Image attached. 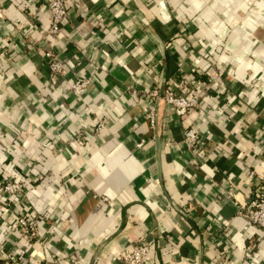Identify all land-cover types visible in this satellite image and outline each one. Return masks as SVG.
Listing matches in <instances>:
<instances>
[{
    "label": "crops",
    "instance_id": "crops-1",
    "mask_svg": "<svg viewBox=\"0 0 264 264\" xmlns=\"http://www.w3.org/2000/svg\"><path fill=\"white\" fill-rule=\"evenodd\" d=\"M66 5L53 37L47 0H0V178L23 183L26 199L0 216V264L7 253L122 264L138 241L150 249L142 264H264L262 233L243 214L264 185V0ZM86 74L77 98L68 87ZM181 74L206 84L200 107L178 117L160 100L152 129L148 90ZM189 127L199 155L183 146ZM17 213L37 218L42 242L15 231Z\"/></svg>",
    "mask_w": 264,
    "mask_h": 264
},
{
    "label": "built area",
    "instance_id": "built-area-1",
    "mask_svg": "<svg viewBox=\"0 0 264 264\" xmlns=\"http://www.w3.org/2000/svg\"><path fill=\"white\" fill-rule=\"evenodd\" d=\"M47 11L49 20L48 34L55 37L61 32V23L67 17V5L66 0H47ZM45 58L48 61V69L51 77L57 78L63 75V65L58 61L52 51L45 53ZM99 68L94 67V71ZM251 71V70H250ZM220 74V73H217ZM254 72L251 71L249 80L254 79ZM92 79L91 74H86L84 77L74 81L68 87L71 94L77 98L82 97ZM206 84L203 81H198L196 78L189 77L188 75H179L174 84L166 87L162 93L158 87H154L148 90L146 97L150 101V106L145 110L144 118L148 121L149 126L154 129L156 125V106L157 102L162 100L169 105L178 117H184L191 111H194L200 107V96L198 89L205 88ZM98 116V113H92ZM94 125L97 132L104 129L103 124L97 126V121ZM144 144V140L140 139L137 143V148H141ZM183 146L184 148L194 154H201L203 152V143L200 140V136L196 129L193 127L186 128L183 133ZM260 180L264 182V174L260 175ZM7 181L0 180V216L9 209V201L7 192H9L8 185L5 186ZM17 194L16 199L19 198ZM101 202H107L106 198H102ZM244 217L253 226L257 227L262 233L264 238V185L258 186L253 194V198L246 210L244 211ZM15 231L19 233L21 237L27 238L30 241L33 239H39V228L33 222H27L24 218H17L14 227ZM149 246L143 241L134 243L131 248L124 253L120 260L122 264H142L149 254ZM4 260L7 264H21L19 259L12 253L4 255Z\"/></svg>",
    "mask_w": 264,
    "mask_h": 264
},
{
    "label": "rangeland",
    "instance_id": "rangeland-1",
    "mask_svg": "<svg viewBox=\"0 0 264 264\" xmlns=\"http://www.w3.org/2000/svg\"><path fill=\"white\" fill-rule=\"evenodd\" d=\"M252 1L253 2H255V1L258 2V1H261V0H251V2ZM252 10L254 11V8H252ZM259 11H260V9H255V12H259ZM243 15L246 16V13L243 12ZM250 15H251V12H249L247 14V16H250ZM235 27H237L235 30H238V29L242 30L243 29L242 25H238L237 24V26H235ZM93 118L95 119V121H97V126L99 124H103L105 126L104 119L103 118L101 119L99 115L98 116L93 115ZM92 132L93 133L97 132L95 127H93V131ZM74 139H76L77 142H79L81 144H85V141H86L84 138L82 139V137H80V134L77 135L76 137H74L72 140H74ZM2 179L3 178H0V180H2ZM3 180L7 181L5 183V186L8 185L7 187H9V192H7V195H6L8 197V199H11V201H9V207H8L9 210L15 209L18 204H26V199L24 198L25 197V186H24V184L21 183V182L14 181L13 179H3ZM18 193L21 194V195H19V198L16 199ZM102 198H106L107 199V202H104V203L108 204L110 202V200L107 197H102ZM18 217L19 218H24L27 222L35 223L38 226V228H39V224H38L37 218H35L34 216L29 215L28 213H21V214L17 213L16 221H17ZM16 221H15V223H16ZM15 223H14V227H15ZM39 235H40L39 239H33L31 241H33V242H42L43 238H42L40 230H39Z\"/></svg>",
    "mask_w": 264,
    "mask_h": 264
}]
</instances>
